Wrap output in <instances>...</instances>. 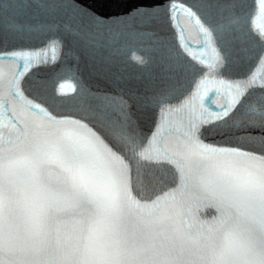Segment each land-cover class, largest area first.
Masks as SVG:
<instances>
[{
	"label": "snow or ice",
	"instance_id": "6c2138e0",
	"mask_svg": "<svg viewBox=\"0 0 264 264\" xmlns=\"http://www.w3.org/2000/svg\"><path fill=\"white\" fill-rule=\"evenodd\" d=\"M0 264H264V0H0Z\"/></svg>",
	"mask_w": 264,
	"mask_h": 264
}]
</instances>
